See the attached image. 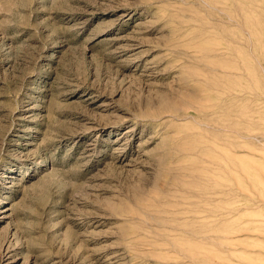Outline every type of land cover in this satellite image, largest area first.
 I'll return each mask as SVG.
<instances>
[{
	"label": "rangeland",
	"instance_id": "374dc122",
	"mask_svg": "<svg viewBox=\"0 0 264 264\" xmlns=\"http://www.w3.org/2000/svg\"><path fill=\"white\" fill-rule=\"evenodd\" d=\"M0 264H264V0H0Z\"/></svg>",
	"mask_w": 264,
	"mask_h": 264
}]
</instances>
